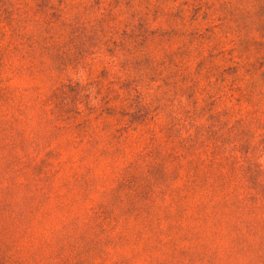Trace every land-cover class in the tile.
<instances>
[{"label":"rangeland","instance_id":"1","mask_svg":"<svg viewBox=\"0 0 264 264\" xmlns=\"http://www.w3.org/2000/svg\"><path fill=\"white\" fill-rule=\"evenodd\" d=\"M0 264H264V0H0Z\"/></svg>","mask_w":264,"mask_h":264}]
</instances>
